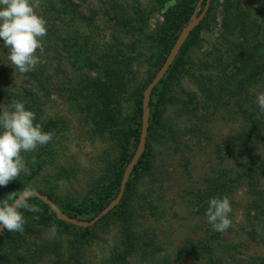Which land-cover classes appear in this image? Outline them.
Returning <instances> with one entry per match:
<instances>
[{"label":"rangeland","instance_id":"1","mask_svg":"<svg viewBox=\"0 0 264 264\" xmlns=\"http://www.w3.org/2000/svg\"><path fill=\"white\" fill-rule=\"evenodd\" d=\"M179 1L40 0L36 12L47 21V35L43 55L38 53L41 62L28 72L33 77L11 64L0 39V106L20 101L43 125L55 123L49 148L38 147L25 158L30 171L23 176L27 190L48 195L59 209H83L92 204L97 188L126 167L138 143L130 141L123 154L108 135L94 131L84 105L68 94L114 68L111 91L117 98L111 114L118 129L135 128L136 101L173 42L171 34L156 42L163 37L164 14ZM200 1L195 0L197 9ZM206 10L205 26L175 70L171 100H165L158 121L172 132L168 138L172 142L163 144L166 132L158 126L146 136L149 164L135 181L132 218L127 217L139 239L129 264H206L205 254L197 250L203 244L220 264L264 263V206L263 213L252 210L249 184L239 178L252 161L243 152L230 151L227 144L247 128L243 110L264 119L256 103L257 95L264 92L261 82L248 87V101L227 93L231 89L227 77L235 72L240 57L252 55L250 61L260 64L264 56V0H210ZM112 61L122 63L113 66ZM201 86L212 92V99ZM250 148L260 169L255 181L264 191V132ZM36 156L40 169L34 175ZM221 171L228 181L234 180L225 195L233 208L229 217L233 226L214 235L197 202L207 180ZM75 215L85 221L94 217L92 212ZM52 225L57 227L55 234ZM67 225L53 219L28 239L29 244L53 251L35 264H108L121 250L125 225L115 213L87 232Z\"/></svg>","mask_w":264,"mask_h":264},{"label":"trees","instance_id":"2","mask_svg":"<svg viewBox=\"0 0 264 264\" xmlns=\"http://www.w3.org/2000/svg\"><path fill=\"white\" fill-rule=\"evenodd\" d=\"M205 5V0H202L199 8L197 9L196 16L200 14ZM196 7L195 0H180L177 5L173 8H168L164 14L165 23L164 27L161 30V35L163 37H158V40L163 41L164 36L171 34L173 36V42L169 45V50L174 44L177 36L186 25L191 21V17L194 14V9ZM208 17V16H207ZM206 19V18H205ZM226 23H224L225 25ZM205 24L201 20L197 26L193 28L190 34L184 40L182 46L179 49L178 54L170 65L169 69L165 73L164 77L155 85L150 93L149 101V127L147 133L152 130L153 126H158L162 131L166 132L163 137V144H169L172 137V132L168 131L164 125H159V119L162 114V107L165 105V100H171L169 96L170 88L173 81L175 80V70L177 66L182 63V57L185 51L188 49L189 45L192 44L198 34L203 30ZM254 25L248 27L249 29L253 28ZM259 31V30H257ZM246 33V32H245ZM252 55H245L240 57V61H237L238 65L235 66V72L227 77L228 84L231 85L228 97L230 98H239L244 101H248L247 89L251 85H258L259 82L262 83L264 87V56L261 58L260 64L250 61ZM165 59H163L164 61ZM113 66H118L122 61H112ZM116 74V71L113 69L107 70L105 77L102 79H92L85 81V83L77 90L72 91L68 94L69 98L74 102L80 103L85 107L88 114V119L94 127V131L97 133H104L108 135L112 141L118 143L123 150V154L127 152V145L131 141L138 143L141 127V100L142 96L136 101V114L138 116L136 126L133 129H118L117 122L111 114V105L116 102V95L111 91L113 84V77ZM29 76L33 77L32 73H28ZM202 92L207 96L208 99L213 98L212 92L201 86ZM87 93V94H85ZM85 94V95H84ZM118 96V94H117ZM187 103H192V96H187ZM243 118L247 124V128L240 134L234 135L227 140L228 147L231 150L236 149V151L243 152L246 156L252 161L250 165H247L245 170L239 175V178L244 179L248 182L250 192L253 196V201L251 203V208L254 212H262L264 206V191H261L257 187V182L255 181L258 172H260L256 161H254V155L251 152L250 144L255 137H258L264 132V119H259L256 117V114L252 111L243 110ZM34 123L39 124L42 127V130L45 132H51L52 126L55 123L47 122L43 125L42 122H39V119H35ZM52 142V141H51ZM50 142V143H51ZM47 144L45 149H48L50 145ZM133 153L128 156V160L131 159ZM29 158L28 153H24V159ZM149 164V158L147 151L144 150L137 163L135 164L131 175L125 185L124 193L122 195L121 201L117 204L113 210L108 213H115L117 217L122 220L124 223V229L121 231L120 236V246L121 250L114 254L111 258V261L108 264H129L128 259L136 253V236H134L131 231V225L128 223L132 218V196L131 194L134 191L135 181L140 180V175L142 171L146 170ZM125 168V167H124ZM124 168H119L116 170L110 179L108 184L100 186L95 190L94 201L90 206H87L83 209H74L66 208L61 209L63 213L68 216L77 218V215H87V213H93L94 216L97 215L118 193L121 177L124 171ZM40 169V156H36V170ZM134 176L131 179V176ZM24 174H21L17 180L12 181L6 187H1L0 191V201L7 199L11 204L13 200L20 194L22 191H26L27 188L23 182ZM214 178H209L207 180V186L205 191L201 196L198 197V212L205 214L209 206V200L213 197H224L229 193L230 185L234 180L226 179L224 172L219 174L216 172ZM49 198L48 195L43 194ZM50 199V198H49ZM26 202L29 205H35L40 208L39 213L28 212L25 209L21 208L20 211L23 213L26 224L24 234L20 233H10L7 230L3 229L0 233V264H35L36 260L42 261L43 257L46 254H51L52 249H47L45 245L36 246L34 243H28V239L34 235L38 234L41 231V228L51 220L57 221L60 225L65 226L66 223L60 221L54 213L50 210L48 206L43 204L37 198L30 196L27 197ZM154 210V209H153ZM38 219L34 218L37 217ZM104 216L101 220L106 218ZM130 217V219H127ZM78 219V218H77ZM92 219L89 218L86 221ZM71 226V225H67ZM87 232L89 228L82 229ZM218 232L214 231V235H218ZM198 254L204 255L206 264H220L219 260L213 256V251L209 247H206L205 244L199 247ZM51 252V253H50ZM264 264V263H263Z\"/></svg>","mask_w":264,"mask_h":264},{"label":"clouds","instance_id":"3","mask_svg":"<svg viewBox=\"0 0 264 264\" xmlns=\"http://www.w3.org/2000/svg\"><path fill=\"white\" fill-rule=\"evenodd\" d=\"M39 6L40 0H0V39L9 50L8 59L21 74L34 70L41 62L39 55L44 53L47 21L37 14ZM256 103L264 111V92L257 95ZM35 119V113L26 110L23 102L12 101L10 105L0 106V187L17 180L22 173L30 175L22 154L53 140V134L43 131L34 123ZM21 208L32 213L41 211L26 200L17 198L10 204L4 199L0 201V227L10 233L24 234L26 219ZM232 212L227 196L213 197L205 215L215 232L224 233L233 226L229 218ZM56 231V225H52L51 232L55 234Z\"/></svg>","mask_w":264,"mask_h":264},{"label":"water","instance_id":"4","mask_svg":"<svg viewBox=\"0 0 264 264\" xmlns=\"http://www.w3.org/2000/svg\"><path fill=\"white\" fill-rule=\"evenodd\" d=\"M202 1V0H201ZM200 1V2H201ZM209 2L210 0H205V5L202 11L200 12L199 15L196 16L197 13V7H195L194 14L191 17V21L189 22L188 25H186L185 28L181 30L179 35L177 36L174 44L172 45L168 55L166 56L161 68L157 71L153 79L150 81V83L146 86L143 94H142V100L141 102V127H140V135H139V140L137 144V148L134 151L129 163L126 165L124 168L120 185H119V190L117 195L97 214L95 215L92 219L85 221V220H80L71 216L66 215L59 209L47 196L34 191V190H26L22 191L14 200L12 203L15 202L17 198L21 200H25L27 197L33 196L40 200L43 204L48 206L50 210L54 213V215L62 222L66 224H70L72 226L78 227V228H90L93 226L95 223L100 221L104 216H106L108 213H110L113 208L119 204L121 201L122 195L124 193L125 185L129 179V176L131 175L133 168L135 164L137 163L138 159L142 155V153L145 150V145H146V136H147V129L149 125V101H150V93L152 89L155 87V85L164 77L165 73L169 69L170 65L172 64L173 60L175 59L176 55L179 52L180 47L182 46L184 40L186 37L190 34V32L193 30L195 26L203 19V17L206 14V9L209 7ZM11 203V204H12ZM3 231V228L0 227V233Z\"/></svg>","mask_w":264,"mask_h":264}]
</instances>
